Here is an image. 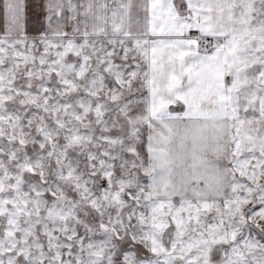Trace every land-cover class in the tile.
<instances>
[{
	"label": "snow or ice",
	"instance_id": "6c2138e0",
	"mask_svg": "<svg viewBox=\"0 0 264 264\" xmlns=\"http://www.w3.org/2000/svg\"><path fill=\"white\" fill-rule=\"evenodd\" d=\"M0 264H264V0H0Z\"/></svg>",
	"mask_w": 264,
	"mask_h": 264
},
{
	"label": "crops",
	"instance_id": "0c3cea01",
	"mask_svg": "<svg viewBox=\"0 0 264 264\" xmlns=\"http://www.w3.org/2000/svg\"><path fill=\"white\" fill-rule=\"evenodd\" d=\"M42 2V0H35V3L38 5Z\"/></svg>",
	"mask_w": 264,
	"mask_h": 264
}]
</instances>
